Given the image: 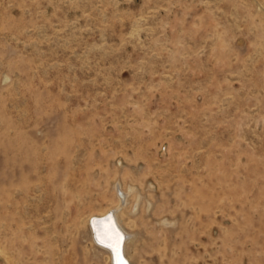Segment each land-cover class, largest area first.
Wrapping results in <instances>:
<instances>
[{
  "label": "rangeland",
  "instance_id": "374dc122",
  "mask_svg": "<svg viewBox=\"0 0 264 264\" xmlns=\"http://www.w3.org/2000/svg\"><path fill=\"white\" fill-rule=\"evenodd\" d=\"M115 207L131 264H264V0H0V264H111Z\"/></svg>",
  "mask_w": 264,
  "mask_h": 264
},
{
  "label": "bare ground",
  "instance_id": "6f19581e",
  "mask_svg": "<svg viewBox=\"0 0 264 264\" xmlns=\"http://www.w3.org/2000/svg\"><path fill=\"white\" fill-rule=\"evenodd\" d=\"M120 190L122 191L121 188H120ZM127 194H128V192H124V191L118 193V201H119V203H120V200L123 201L122 199H124L127 196ZM125 201H126V198H125ZM118 207H115L114 209H111V210H106L103 213H101L100 215L91 216L90 218H92L94 216L96 218L94 219V222H92V226H90V223H89V228H91V235L92 236H93V233H95L97 235V238H100L102 241H104L105 243H107L109 245L110 244L113 245V247H110L111 249L103 247L102 245H99V246L102 249H105L108 252L109 260L111 261V264H118V259H120V257H117V254L113 250V248L115 246L116 234L119 235V232L112 225L111 219H114L115 224L119 227V229L124 234V239L121 241L122 255L125 258L124 264H131V259H130L129 255L127 254V247L129 245V243L132 242L133 235H132V233L127 231L125 226H123L122 222L120 221L121 218L119 217V214H118L119 213ZM109 212L110 213L112 212L111 216L110 217H106V215ZM88 220L90 221L89 218H88ZM105 233H107L108 235L106 236ZM109 236L111 237V239H109ZM119 237H120V235H119ZM93 239H94V237H93ZM112 254L114 255V261H113Z\"/></svg>",
  "mask_w": 264,
  "mask_h": 264
},
{
  "label": "water",
  "instance_id": "95a60500",
  "mask_svg": "<svg viewBox=\"0 0 264 264\" xmlns=\"http://www.w3.org/2000/svg\"><path fill=\"white\" fill-rule=\"evenodd\" d=\"M111 216V213L109 212L107 215H106V217H110ZM96 217H92V218H90V221H89V223H90V226H92V222H94V219H95ZM99 219V218H98ZM101 219V218H100ZM111 222H112V225L116 228V230L119 232V235H120V237H119V248H118V251H119V257H120V259H122L123 260V262H125V258L123 257V255H122V247H121V241L124 239V234L122 233V231L119 229V227L115 224V222H114V219H111ZM93 231V230H92ZM93 237H94V240H95V242L98 244V245H102L103 247H106V248H108V249H111L110 248V246H109V244H107V243H105L104 241H102L100 238H97V235L95 234V233H93ZM112 256H113V261H114V255L112 254Z\"/></svg>",
  "mask_w": 264,
  "mask_h": 264
},
{
  "label": "snow or ice",
  "instance_id": "6c2138e0",
  "mask_svg": "<svg viewBox=\"0 0 264 264\" xmlns=\"http://www.w3.org/2000/svg\"><path fill=\"white\" fill-rule=\"evenodd\" d=\"M105 235L107 236L108 234L105 233ZM109 239H111L110 236H109ZM109 246H110V247H113L112 244H110ZM118 248H119V235L116 234V237H115V246H114L113 250L116 252L117 257H119V251H118ZM118 264H124L123 260H122V259H118Z\"/></svg>",
  "mask_w": 264,
  "mask_h": 264
}]
</instances>
